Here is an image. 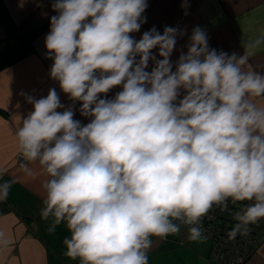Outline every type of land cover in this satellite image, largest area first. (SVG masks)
<instances>
[{"label":"clouds","instance_id":"1","mask_svg":"<svg viewBox=\"0 0 264 264\" xmlns=\"http://www.w3.org/2000/svg\"><path fill=\"white\" fill-rule=\"evenodd\" d=\"M148 6L55 0L46 58L72 104L56 87L28 96L32 110L15 133L23 159L48 177L42 218L52 217L49 232L66 223L65 255L80 264H148L151 237L186 225L188 238L201 241L202 218L229 200L251 202L230 239L264 219V106L254 102L264 98V72L245 70L247 53L210 49L200 27L174 64L186 32L134 35ZM262 43L264 35L248 48ZM9 188L0 184V199ZM8 243L0 231V245Z\"/></svg>","mask_w":264,"mask_h":264},{"label":"crops","instance_id":"2","mask_svg":"<svg viewBox=\"0 0 264 264\" xmlns=\"http://www.w3.org/2000/svg\"><path fill=\"white\" fill-rule=\"evenodd\" d=\"M7 11L0 9V51L11 41L8 35L33 33V48L8 65L0 68V184L10 183L6 199H0V231L9 243L0 245V264H80L65 255L66 237L70 238L66 223L49 232L52 217L43 219L47 174L38 162L23 159L17 137L22 120L32 110L27 97L46 96L49 88L56 87L65 106L72 101L65 96L57 82L50 78L52 60L46 58L45 37L50 31V17L57 13L52 5L55 0H3ZM148 0L144 15L147 23L141 33L156 27L163 34L165 27L186 32L177 35L176 51L172 62L178 61L187 46L195 27L204 30L210 49L238 57L248 54L245 70L264 72V43L248 48L264 35V0ZM185 11L188 15H185ZM158 51V50H154ZM162 59L161 57H157ZM118 89L113 90L114 94ZM23 92L26 95H20ZM264 106V98H254ZM76 119L88 120L79 112ZM31 169V174L23 166ZM175 222V221H174ZM178 223V222H177ZM180 226L178 235L161 239L151 237L153 245L148 252V264H215L210 258V243L204 239L191 241L186 227ZM258 244L245 264H264V219L254 226Z\"/></svg>","mask_w":264,"mask_h":264},{"label":"built area","instance_id":"3","mask_svg":"<svg viewBox=\"0 0 264 264\" xmlns=\"http://www.w3.org/2000/svg\"><path fill=\"white\" fill-rule=\"evenodd\" d=\"M249 203L251 202L244 201L234 204L229 200L226 208L214 206L213 210L202 218V233L210 241V258L215 264H245L250 260L258 244L255 224L249 226L246 236L237 234L233 240L228 235L238 223L236 214ZM184 226L189 235V226Z\"/></svg>","mask_w":264,"mask_h":264},{"label":"trees","instance_id":"4","mask_svg":"<svg viewBox=\"0 0 264 264\" xmlns=\"http://www.w3.org/2000/svg\"><path fill=\"white\" fill-rule=\"evenodd\" d=\"M0 9L3 12L7 11L3 0H0ZM33 34L34 32L30 34L12 32L8 35L11 44L7 49L0 51V68L13 62L33 48Z\"/></svg>","mask_w":264,"mask_h":264},{"label":"rangeland","instance_id":"5","mask_svg":"<svg viewBox=\"0 0 264 264\" xmlns=\"http://www.w3.org/2000/svg\"><path fill=\"white\" fill-rule=\"evenodd\" d=\"M183 227H184V226H183ZM204 240H205L207 243H210L209 239L204 238Z\"/></svg>","mask_w":264,"mask_h":264}]
</instances>
